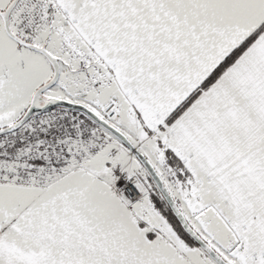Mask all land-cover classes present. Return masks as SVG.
Listing matches in <instances>:
<instances>
[{
	"label": "snow or ice",
	"instance_id": "snow-or-ice-1",
	"mask_svg": "<svg viewBox=\"0 0 264 264\" xmlns=\"http://www.w3.org/2000/svg\"><path fill=\"white\" fill-rule=\"evenodd\" d=\"M0 264H264V0H0Z\"/></svg>",
	"mask_w": 264,
	"mask_h": 264
}]
</instances>
